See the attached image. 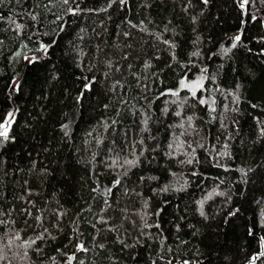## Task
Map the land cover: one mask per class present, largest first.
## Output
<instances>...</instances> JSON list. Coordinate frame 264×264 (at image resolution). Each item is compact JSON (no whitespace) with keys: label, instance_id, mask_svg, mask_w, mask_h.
<instances>
[{"label":"trees","instance_id":"obj_1","mask_svg":"<svg viewBox=\"0 0 264 264\" xmlns=\"http://www.w3.org/2000/svg\"><path fill=\"white\" fill-rule=\"evenodd\" d=\"M10 111L0 264H264V0H0Z\"/></svg>","mask_w":264,"mask_h":264},{"label":"rangeland","instance_id":"obj_2","mask_svg":"<svg viewBox=\"0 0 264 264\" xmlns=\"http://www.w3.org/2000/svg\"><path fill=\"white\" fill-rule=\"evenodd\" d=\"M32 59H33L32 57H27V58H25V61L26 62H30V61H32ZM17 85H18V78H16V79L13 80V82L11 84V89H14L15 90L17 88ZM199 100L201 102L207 101L209 103V100L208 99H203V98L199 97ZM14 115H15L14 111H10L7 114L4 122L0 126V133H4L5 131L6 132L8 131V129H9V127H10L12 121H13Z\"/></svg>","mask_w":264,"mask_h":264},{"label":"snow or ice","instance_id":"obj_3","mask_svg":"<svg viewBox=\"0 0 264 264\" xmlns=\"http://www.w3.org/2000/svg\"><path fill=\"white\" fill-rule=\"evenodd\" d=\"M236 40H239V36L236 37ZM0 135H4L6 137V131L4 133H0Z\"/></svg>","mask_w":264,"mask_h":264}]
</instances>
